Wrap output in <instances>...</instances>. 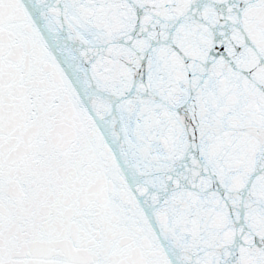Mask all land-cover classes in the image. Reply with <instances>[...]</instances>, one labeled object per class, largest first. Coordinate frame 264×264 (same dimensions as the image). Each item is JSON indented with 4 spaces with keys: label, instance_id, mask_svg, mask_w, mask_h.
Segmentation results:
<instances>
[{
    "label": "snow or ice",
    "instance_id": "1",
    "mask_svg": "<svg viewBox=\"0 0 264 264\" xmlns=\"http://www.w3.org/2000/svg\"><path fill=\"white\" fill-rule=\"evenodd\" d=\"M0 264H264V0H0Z\"/></svg>",
    "mask_w": 264,
    "mask_h": 264
}]
</instances>
